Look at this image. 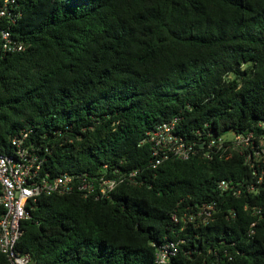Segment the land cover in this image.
Segmentation results:
<instances>
[{
    "label": "trees",
    "instance_id": "16d2710c",
    "mask_svg": "<svg viewBox=\"0 0 264 264\" xmlns=\"http://www.w3.org/2000/svg\"><path fill=\"white\" fill-rule=\"evenodd\" d=\"M2 9L0 26L25 50L0 58V155L30 129L50 150L51 174L138 181L109 199L37 198L19 253L35 264H153L172 241L167 264H264V156L153 167L148 135L179 117L186 140L251 132L264 143V0H0ZM222 180L233 189L219 190Z\"/></svg>",
    "mask_w": 264,
    "mask_h": 264
},
{
    "label": "built area",
    "instance_id": "2783aa9c",
    "mask_svg": "<svg viewBox=\"0 0 264 264\" xmlns=\"http://www.w3.org/2000/svg\"><path fill=\"white\" fill-rule=\"evenodd\" d=\"M5 13L6 10L2 9L0 17ZM24 50L25 45L13 39L10 31L0 26V58L8 53ZM179 124L180 118L174 117L152 132H148L155 158L153 167L168 159L184 161L195 155L207 159H212L214 155L222 158L224 154L228 155L232 152L245 154L246 160L252 166L264 156L263 141L259 140V144L255 145V137L251 132L231 133V138L208 134L204 138L201 131H195L197 140H186L177 134ZM30 134V129L20 130L11 139L12 153L0 155V208L3 210L0 216V253L7 264H35L28 254H21L16 250V242L23 233L21 224L30 218V211L37 198L78 192L84 198L102 200L109 199L110 194L120 183L138 184L134 179L136 172L125 173L118 177L97 173L51 174L45 171L47 155H50L48 146L30 140ZM218 189L227 191L232 190L233 187L231 182L222 180L218 183ZM209 210H213L211 205L206 206V210L202 213L210 216ZM200 214L199 212L198 215ZM177 253V243L171 241L162 244L155 251L153 264H167Z\"/></svg>",
    "mask_w": 264,
    "mask_h": 264
},
{
    "label": "rangeland",
    "instance_id": "374dc122",
    "mask_svg": "<svg viewBox=\"0 0 264 264\" xmlns=\"http://www.w3.org/2000/svg\"><path fill=\"white\" fill-rule=\"evenodd\" d=\"M224 138H231V135L229 132L225 133Z\"/></svg>",
    "mask_w": 264,
    "mask_h": 264
}]
</instances>
